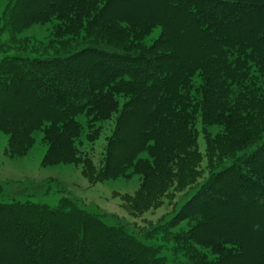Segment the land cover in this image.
<instances>
[{
  "label": "trees",
  "instance_id": "trees-1",
  "mask_svg": "<svg viewBox=\"0 0 264 264\" xmlns=\"http://www.w3.org/2000/svg\"><path fill=\"white\" fill-rule=\"evenodd\" d=\"M18 3L36 6L28 20H18L21 29L55 21L54 45L72 43L73 53L0 59V133L8 138L9 155L25 156L41 133L46 163L89 165L77 144L84 125L76 120L90 118L93 127L114 118L105 170L95 174L106 179L121 169L120 176L141 177L134 213L158 208L171 188L184 191L208 171L171 222L196 221L185 233L188 259L264 264V0ZM150 10L154 16L143 23ZM150 23L169 27L145 53L138 35ZM156 58L167 63L159 66ZM253 68L262 85L254 83ZM234 86L242 91L231 95ZM97 133L86 140L96 141ZM90 172L86 167L83 173ZM60 207L0 203V264H93L98 252L101 264H169L69 200Z\"/></svg>",
  "mask_w": 264,
  "mask_h": 264
},
{
  "label": "rangeland",
  "instance_id": "rangeland-1",
  "mask_svg": "<svg viewBox=\"0 0 264 264\" xmlns=\"http://www.w3.org/2000/svg\"><path fill=\"white\" fill-rule=\"evenodd\" d=\"M153 3L152 1L149 2V9L154 7ZM18 4V0H0V59L4 54L8 57L21 56L22 58L29 56L34 59H44L55 57L58 53H73L72 43L67 44L66 47L54 45L57 42L54 38V31H56L54 27L57 25L55 21L28 25L26 28L22 26L21 29V26H18V20H28V16L35 12L36 6H31L30 9L27 8L28 11L26 8H19ZM99 6L102 7L100 4ZM126 8L123 7V10H126ZM149 12V15L142 18L143 23H148L150 21L149 16H154L155 11L150 10ZM159 24L158 26L153 23L145 24L146 26L143 27L144 32H140L138 35L140 38L143 37L140 42L145 53L148 50L145 48L150 49L157 42L156 40L166 38L164 34L168 33L167 27L169 26L162 28L166 24ZM139 25L140 23H137L136 27H139ZM65 26L68 28L71 25L67 23ZM77 28L82 33L84 32L85 28L83 26H77ZM14 30H16L15 34H12ZM83 46V44H80L77 49L81 50ZM151 56L153 58L152 54ZM88 62H91V60H86V64ZM155 63L162 66L167 63V60L156 58ZM147 64L149 67L153 66V64ZM81 67L83 68V65ZM251 72L254 74V83L262 85L263 80L259 76L258 69L253 68ZM29 80V78H24V82ZM199 81L200 79L195 77L191 82L194 88L199 86ZM228 90L231 95L242 91L240 86H234ZM90 120V118L84 119L83 117L76 120L84 125L82 136L77 144L83 152L82 156L88 157L87 159L91 161L89 165L85 163H80L78 166L46 163L45 157L48 145L43 142L41 133H36L33 136L35 141L25 156L11 157L6 151L8 138L0 133V203H28L54 211L62 208L60 206L66 200H69L73 207L81 210L82 213L89 215L94 220L98 219L101 224L111 230L122 231L138 239L145 247L155 250L158 257L165 258L164 260L169 264H194L187 257L185 233L191 232L196 221L191 219L182 220L175 226L171 225V222L182 212L183 207L187 205L186 203H189L190 198L197 192L198 183L207 179L208 171H204L202 176L196 180V183L184 191L180 190L178 192L175 187L171 188L158 208L144 210L141 214L134 213L132 207L135 198L139 200L136 196L143 182L141 177L132 174L131 176L130 174L120 176L121 169L117 170L118 174H110L106 176V179H103L101 173L95 174L100 170H105L104 146L107 144L114 128V118H111L108 122H100L93 127L89 124L91 123ZM91 127L94 129L91 130ZM213 129V131H217L215 128ZM95 130H97L99 138L94 142H88L86 137ZM203 142L202 136L199 135L196 143L200 152L203 151ZM119 152L117 151L116 156ZM86 167L87 170L91 171L87 173V176L83 173ZM126 173L123 171L122 174ZM67 211L70 210L67 209ZM87 235L88 237L91 236V234ZM98 246L100 245L98 244ZM98 257L99 252L91 256L92 261H94L93 264L103 262L102 257Z\"/></svg>",
  "mask_w": 264,
  "mask_h": 264
}]
</instances>
